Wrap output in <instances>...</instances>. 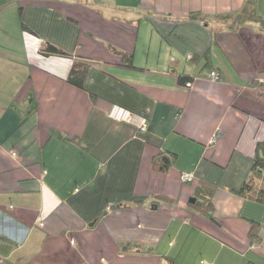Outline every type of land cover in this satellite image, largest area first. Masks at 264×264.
I'll return each mask as SVG.
<instances>
[{
	"label": "crops",
	"instance_id": "obj_1",
	"mask_svg": "<svg viewBox=\"0 0 264 264\" xmlns=\"http://www.w3.org/2000/svg\"><path fill=\"white\" fill-rule=\"evenodd\" d=\"M260 18L264 0H0V264H264V203L236 192L264 153Z\"/></svg>",
	"mask_w": 264,
	"mask_h": 264
},
{
	"label": "trees",
	"instance_id": "obj_2",
	"mask_svg": "<svg viewBox=\"0 0 264 264\" xmlns=\"http://www.w3.org/2000/svg\"><path fill=\"white\" fill-rule=\"evenodd\" d=\"M260 21H261V23L264 24V20L262 18H260ZM24 29L28 30V27L26 25H24ZM42 54H44V55H52V54L63 55L65 53L63 51H61L60 49H58L57 47H55L54 45L48 44L42 50ZM124 58L127 59L126 56H124ZM125 61H127L129 65H132L131 57H129V59H127ZM87 69H88V66L86 64L80 63L78 65H75L73 67L69 77L67 78V81L70 84H72L78 88H85V78H86ZM213 71H216L220 74L219 80H221L222 79L221 73L217 69L211 70V72H213ZM210 73H209V77H210ZM192 80H193V78H191L189 76H180V81L185 83V84L192 83ZM157 161L160 162L159 169L163 172L169 168L170 163H171L170 157L163 156V155H160L159 160H157ZM155 164H156V161H155ZM253 172H254L253 175L248 179V181H246V183L244 184L242 189L238 190L236 192H238L239 194L247 195L248 198H251V199H254V200H257L259 202L264 203V176H263L264 175V153L261 154L260 151L258 152V150H257V154L254 158ZM211 206H212V204L210 203V201H208V203L204 207V210L209 215V217L211 219H214L212 212H211ZM0 239L9 245H11V244L15 245L16 244L10 238H8L2 234H0ZM168 264H173V263L169 262Z\"/></svg>",
	"mask_w": 264,
	"mask_h": 264
},
{
	"label": "built area",
	"instance_id": "obj_3",
	"mask_svg": "<svg viewBox=\"0 0 264 264\" xmlns=\"http://www.w3.org/2000/svg\"><path fill=\"white\" fill-rule=\"evenodd\" d=\"M191 56H189L190 58ZM210 78L212 80L218 81L220 79V74L216 71L210 73ZM261 80L264 81V76L261 77ZM188 87L192 86V83L187 84ZM108 115L111 119L118 121V122H128L135 124L139 130L147 131V120L144 116L138 115L133 113L132 111L120 106V105H113L108 112ZM214 141V139H213ZM193 173H183L182 179L184 182H189L193 180Z\"/></svg>",
	"mask_w": 264,
	"mask_h": 264
},
{
	"label": "rangeland",
	"instance_id": "obj_4",
	"mask_svg": "<svg viewBox=\"0 0 264 264\" xmlns=\"http://www.w3.org/2000/svg\"><path fill=\"white\" fill-rule=\"evenodd\" d=\"M192 181V180H191Z\"/></svg>",
	"mask_w": 264,
	"mask_h": 264
},
{
	"label": "water",
	"instance_id": "obj_5",
	"mask_svg": "<svg viewBox=\"0 0 264 264\" xmlns=\"http://www.w3.org/2000/svg\"><path fill=\"white\" fill-rule=\"evenodd\" d=\"M195 200V199H194Z\"/></svg>",
	"mask_w": 264,
	"mask_h": 264
}]
</instances>
